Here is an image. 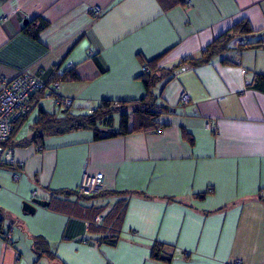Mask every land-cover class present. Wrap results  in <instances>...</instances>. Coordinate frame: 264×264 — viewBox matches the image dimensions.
Returning a JSON list of instances; mask_svg holds the SVG:
<instances>
[{
	"label": "crops",
	"instance_id": "0c3cea01",
	"mask_svg": "<svg viewBox=\"0 0 264 264\" xmlns=\"http://www.w3.org/2000/svg\"><path fill=\"white\" fill-rule=\"evenodd\" d=\"M94 7L102 9L96 18ZM37 18L47 25L33 39ZM241 20L256 45L173 70ZM263 42L264 0H0V79L29 66L50 76L71 64L76 79L59 92L72 99L73 114L141 98L151 60L168 78L154 108L159 130L14 139L22 166L0 165V264H264V78L255 81L264 75ZM46 102L57 107L45 101L42 109ZM85 171L103 173L104 187L81 196ZM32 191L49 205L23 215ZM118 201L119 240L96 245L109 226L94 229L87 218L94 208L104 217ZM36 236L47 246L41 255ZM156 242L169 262L150 258Z\"/></svg>",
	"mask_w": 264,
	"mask_h": 264
},
{
	"label": "trees",
	"instance_id": "16d2710c",
	"mask_svg": "<svg viewBox=\"0 0 264 264\" xmlns=\"http://www.w3.org/2000/svg\"><path fill=\"white\" fill-rule=\"evenodd\" d=\"M38 24L35 29L30 30L28 34L33 39H37L38 32L47 25V22L42 18H37ZM34 20L31 21V23ZM26 28V27H24ZM226 35H220L219 38L213 40L206 48L201 52L198 58H188L181 60L177 63L173 70L177 68H184L187 66H198L200 64H205L211 62L212 58L218 54H222L226 50L230 49L232 46L235 49L237 56L244 48L252 47L256 45L259 41L250 42L249 39H245L254 32L251 29L247 20H241L235 23L228 31ZM240 37L242 39L248 40V44L245 46L235 47L232 42ZM264 48V42L261 44ZM224 62V60L222 61ZM145 66L148 68L146 75L142 77V84L145 90V94L135 100H125V101H101L96 107L87 111L84 114H73V104L71 99V105L69 108H64L59 104H55L54 101L47 99L46 96H52L54 92L52 91V83L58 81L60 84L65 80H74L76 75L73 73L72 69L63 70V76H59L56 73L55 68L50 76H48L47 71L42 67L32 68L31 66L23 69L19 73L26 69H31L32 71H37L38 68H42L44 73L41 76L46 83V88L39 90L38 95L35 98V107L28 114L19 118L14 122L11 136L7 140L6 144L15 146L14 139H16L17 134L22 128L23 123L27 120L33 111H37V118L33 122L32 129L29 135V140L37 144H42L44 137L55 136L72 131L79 130H89L92 134L93 140H103L110 139L120 135H124L130 132H136L140 130H159L163 125L158 123V118L161 111L155 110L157 104L160 102L157 100L160 91L165 86L168 78L163 76L164 71H161L156 67V60H151ZM18 73V74H19ZM161 75V76H160ZM16 76V75H15ZM165 76V75H164ZM159 77L160 83L156 84V78ZM264 78L263 74H256L255 81H262ZM51 84V85H50ZM157 90V91H156ZM59 97H64L60 96ZM45 101H50L53 105L58 107V112H48L42 109L41 104ZM118 114V126L116 129H110L111 123L113 121V114ZM182 134L188 141L192 142L191 137H189L185 131ZM27 139V138H26ZM41 148V147H40ZM22 166V165H21ZM19 166V167H21ZM84 196V195H81ZM51 205V203H50ZM92 208V207H91ZM93 209V208H92ZM97 214L92 217V219L87 218L88 226H93L94 229L100 230L107 227L105 235L99 241H95L96 245L108 244L110 246L116 245L119 240V224L122 220L124 206L123 201H118L114 204L112 210L108 212L104 217L100 215L99 208H94ZM96 216H102V222L99 225H93V220ZM46 243L43 241L41 236H36L33 241V249L38 255H41L46 248ZM164 245L158 242L154 243L150 250V258L155 261L169 262L170 257L165 254L163 250Z\"/></svg>",
	"mask_w": 264,
	"mask_h": 264
},
{
	"label": "built area",
	"instance_id": "2783aa9c",
	"mask_svg": "<svg viewBox=\"0 0 264 264\" xmlns=\"http://www.w3.org/2000/svg\"><path fill=\"white\" fill-rule=\"evenodd\" d=\"M102 13L100 7H94L91 14L94 18ZM2 20H6V17H1ZM249 42L248 40L237 37L233 42V46L240 47L245 46ZM92 54V53H91ZM68 69H72L71 64H67ZM143 71H147L146 66L142 67ZM243 72V70H242ZM44 71L42 68H38L37 71L26 69L16 76L6 79H0V165H8L19 167L22 165L17 160L15 155V147L6 144L7 140L11 136L14 122L24 115L28 114L35 107V96L39 92L46 88V83L42 79ZM56 73L59 76H63V70L56 69ZM51 85V84H50ZM54 94L52 96H46V100L50 99L55 104H59L64 108H69L71 105V99L69 97L60 96V82L56 81L51 85ZM37 99V98H36ZM181 101L183 104H187L189 97L186 93L181 94ZM206 129L215 132V128L211 123H205ZM13 179H17L18 175L13 174ZM104 187L103 173L89 174L86 171L82 173L81 180L77 188L79 195H93ZM211 191V190H209ZM31 197H35V191L31 192ZM102 222V216H96L93 220V225H99ZM88 224V222L86 221ZM3 240L5 243H11V230L7 231ZM110 264V263H104ZM239 264V262H236Z\"/></svg>",
	"mask_w": 264,
	"mask_h": 264
},
{
	"label": "rangeland",
	"instance_id": "374dc122",
	"mask_svg": "<svg viewBox=\"0 0 264 264\" xmlns=\"http://www.w3.org/2000/svg\"><path fill=\"white\" fill-rule=\"evenodd\" d=\"M38 93H37V95H38ZM79 98L81 100H83L84 102H87V104H89L88 98H86L84 95L79 96ZM90 106H91L90 108L94 107V105H91V103H90ZM95 106H96V103H95ZM44 109L47 110L48 112H53V111L58 112L57 111L58 107H56V108L52 107L51 103H49V102H46L44 104ZM118 117L119 116L117 113L113 114V121L111 123L110 129H116L117 128L118 123H119ZM36 118H37V111H34L30 114V116L27 118V120L23 123L21 130L19 131V133L16 136V139L29 137L31 129H32L31 127L33 125V122L36 120Z\"/></svg>",
	"mask_w": 264,
	"mask_h": 264
},
{
	"label": "water",
	"instance_id": "95a60500",
	"mask_svg": "<svg viewBox=\"0 0 264 264\" xmlns=\"http://www.w3.org/2000/svg\"><path fill=\"white\" fill-rule=\"evenodd\" d=\"M24 24L26 25L27 22H24ZM49 205L48 201L45 200H40L38 198H32L29 201H24L22 202V214L23 215H28V214H33L35 212L36 207H47Z\"/></svg>",
	"mask_w": 264,
	"mask_h": 264
}]
</instances>
